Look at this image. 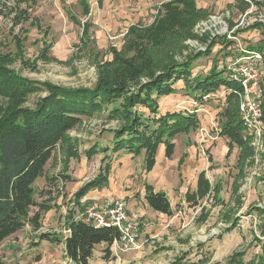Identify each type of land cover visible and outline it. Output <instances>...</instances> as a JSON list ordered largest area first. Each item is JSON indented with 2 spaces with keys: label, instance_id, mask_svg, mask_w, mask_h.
<instances>
[{
  "label": "rangeland",
  "instance_id": "374dc122",
  "mask_svg": "<svg viewBox=\"0 0 264 264\" xmlns=\"http://www.w3.org/2000/svg\"><path fill=\"white\" fill-rule=\"evenodd\" d=\"M16 1L5 0L7 7L0 15V53L11 52L18 57L11 67L24 77L40 82L67 88H93L99 80V66L113 57L111 48L123 50L129 26L152 23L160 6L170 0H88L91 5L88 16L80 0H27L21 4ZM28 4L32 5L30 19L16 23V12L27 8ZM198 7L202 12L191 28L156 49L155 58L159 62L184 61L204 52L193 63V77L207 76L217 67L222 78L237 82L233 73L239 68V57L248 55L253 45L264 46V0H201ZM71 15L83 22L88 19L93 22L85 49H81L82 28L71 20ZM217 15L221 23L212 20ZM219 39L225 42H216L211 48L213 41ZM45 43L51 45L49 60L40 58ZM162 50L168 54L164 55ZM261 53L260 100L264 108V51ZM20 55L25 63L19 59ZM142 81L147 78L143 77ZM175 87L176 94L159 99L160 111L191 112L197 115L199 125L189 134L175 137L173 157L167 158L165 145H161L156 157L158 163L147 173L144 151L139 156L127 151L113 152L114 131L123 122L112 118L110 111L120 107L122 98L83 117L81 124L68 132L69 139L54 151L45 175L34 184L36 201L50 205L51 209L64 208L63 213L59 218L54 214L58 211L48 212L49 208L43 214L39 231L26 226L5 240L0 250L1 264H72L60 239L67 234L69 220L81 207L82 199H86L85 195L79 200L81 189L97 177L104 159L112 164L110 175L117 189L140 195L144 190V174H147L148 183L169 193L174 215H164L161 219L142 215L145 241L142 250H118L115 257L112 251V256L105 259L102 246L98 245L90 264H170L184 253H189L192 260H203V264H225L236 252L243 255L241 259L245 262L261 254L264 244V119L258 133L247 128L252 155L240 161V149L235 147L226 157L222 145L228 144V138H220L219 134L224 120L221 113L230 93L238 97L237 88L231 91L230 87L221 85L200 102L184 80L176 82ZM43 94H33L28 105L34 107ZM238 103L240 110L239 97ZM135 108L149 115L147 108L139 105ZM185 153L197 158L188 168L186 163L178 168V160ZM209 165L213 169L208 177L212 187H219V192L202 199L197 206H190L185 200L187 188L196 190L198 171ZM35 210L37 207L33 208ZM237 219L239 222L232 228ZM145 227L156 228L145 235ZM41 233L57 235V241L42 240Z\"/></svg>",
  "mask_w": 264,
  "mask_h": 264
},
{
  "label": "trees",
  "instance_id": "16d2710c",
  "mask_svg": "<svg viewBox=\"0 0 264 264\" xmlns=\"http://www.w3.org/2000/svg\"><path fill=\"white\" fill-rule=\"evenodd\" d=\"M26 1L16 2L21 4ZM199 1L201 0L167 1L160 6L152 23L130 26L125 35L123 50L111 48L113 57L99 66V80L93 88H67L24 77L11 67V63L18 57L11 52L0 53V250L5 240L26 226H31L36 232L42 228L43 214L51 206L36 201L34 184L45 175L46 166L54 151L69 139L68 132L78 127L83 117L91 116L101 110L104 104L109 105L122 98L120 107L110 111L112 118L123 122L114 131L113 152L127 151L133 156H139L144 151L145 171L150 173L157 163L156 157L161 145H165V155L171 159L176 147L175 137L199 125L197 115L191 112L160 111L159 99L176 94V82L184 80L186 87L194 91V98H198L196 101L200 102L221 85L241 90L238 82L222 78L217 67L207 76L193 77V63L204 52L184 61L159 62L155 58L153 52L156 49L191 28L202 12L198 7ZM5 4V0H0V15L4 14V8L7 7ZM82 4L88 14L86 1L82 0ZM31 6L28 4L27 8L16 12V23L30 19ZM73 19L81 24L76 17ZM89 27L90 23L86 22L81 49H85L89 43ZM216 42L224 43L225 40L213 41L211 48ZM50 47L51 45L44 44L40 58L49 60ZM251 49L264 51V46L253 45ZM162 52L164 55L168 54L165 50ZM22 55L19 59L25 63ZM143 77L147 81L143 82ZM237 90L233 91L237 93ZM41 92L44 96L38 98L34 107L29 106L31 96ZM227 103L221 113L224 120L219 134L228 138L227 157L238 147L239 160L242 161L253 153L251 137L241 118L236 94L230 93ZM138 105L147 108L149 115L146 116L135 108ZM209 159L212 160L213 157L210 155ZM111 171L112 164L104 159L97 177L81 189L79 200L93 189L106 187ZM144 189L146 202L153 210L168 216L174 214L171 200L165 191L156 190L148 182L144 183ZM215 192L217 195L219 187H212L206 172L202 171L198 176L196 190L189 188L185 200L190 206H197L202 199L209 198ZM34 207L37 210L33 211ZM238 222L239 219L233 223L232 228ZM68 229L70 231L60 240L72 264H90L94 250L101 244L106 245L103 249L104 258L109 259L114 241L120 238V231L115 226L96 225L73 215ZM56 236L41 233L40 239L54 242L57 241ZM188 255L189 253L179 255L170 264H203V260H192ZM242 256L236 252L225 264H264V244L261 254L248 262L242 260Z\"/></svg>",
  "mask_w": 264,
  "mask_h": 264
},
{
  "label": "built area",
  "instance_id": "2783aa9c",
  "mask_svg": "<svg viewBox=\"0 0 264 264\" xmlns=\"http://www.w3.org/2000/svg\"><path fill=\"white\" fill-rule=\"evenodd\" d=\"M212 20L221 23L222 19L217 15L213 16ZM247 53L248 55L241 56L237 60L240 65L233 76L241 85V90L237 94L242 119L249 130L255 129L258 133L262 129L264 116V108L260 100L262 53L255 49ZM203 131L206 130L203 129ZM141 216L131 211L127 200L122 198H105L103 201L82 199L81 207L77 210V217L86 222L100 226H115L120 231V238L114 241L113 246L122 252L140 251L144 248ZM69 231V229L66 230V232Z\"/></svg>",
  "mask_w": 264,
  "mask_h": 264
},
{
  "label": "crops",
  "instance_id": "0c3cea01",
  "mask_svg": "<svg viewBox=\"0 0 264 264\" xmlns=\"http://www.w3.org/2000/svg\"><path fill=\"white\" fill-rule=\"evenodd\" d=\"M87 5H88V8H89V13L86 14L85 12V8L82 4V0H80V4L81 6L83 7V12L86 16H88L90 13H91V5L89 3L88 0H85ZM73 17H76L74 15H71L70 18L71 20L78 24L81 28H82V34H81V38L83 36V30H84V24L87 22V23H90V27H89V36H90V30L92 28V25H93V22L88 19L86 20L85 22L81 21L79 18L76 17L77 20H79L81 22V24H79L78 22H76ZM130 27V26H129ZM192 131V129H190L188 132L186 133H190ZM205 138V137H204ZM220 138H223V137H220ZM225 142V141H224ZM226 143V142H225ZM225 143H223L222 145V149L224 148V150H226V154L225 156L227 157V154L229 152V146L228 144L226 145ZM228 146V147H227ZM233 151V150H232ZM163 152V151H162ZM232 153V152H231ZM230 153V155H231ZM163 154V153H162ZM229 155V156H230ZM184 157V158H183ZM184 159V161L182 162V164L180 163L181 159ZM197 157L195 156H192V155H189L188 153H185L183 154L179 160H178V168L180 166L184 167V164L186 163L187 166L185 167H189L191 166L190 163H193V161L196 159ZM188 159V160H187ZM210 160V159H209ZM211 161V160H210ZM157 163H158V160H157ZM156 163V165H157ZM155 165V167H156ZM193 165V164H192ZM154 167V169H155ZM193 167V166H192ZM153 169V170H154ZM212 165H209L208 167H203L201 168L199 171H198V174L196 176V179H195V186L197 187V180H198V176H199V173L202 172V171H205L206 172V176L208 177V172H210V170H212ZM152 170V171H153ZM151 171V172H152ZM146 175L147 174H144V183L147 182V178H146ZM208 179L210 180V178L208 177ZM211 182V180H210ZM212 183V182H211ZM115 179H112V176L110 175L109 176V183L107 184V186L105 188H102V189H93L91 191H89L86 196L84 198H86L88 201H103L105 198H126L127 202H128V206H129V209L135 213H139L140 215H145L147 216L148 218H157V219H161L165 214L163 213H160V212H157L155 210H153L149 205L148 203L146 202V199H145V189L140 193V195H135L136 193H133L131 190H120L119 188L117 189L116 186H115ZM153 184V183H152ZM154 185V184H153ZM156 190H161V191H164L163 189H160L159 187H156ZM189 188H187V191H188ZM191 189V188H190ZM186 191V192H187ZM165 192L167 193V195L169 196V193L165 190ZM186 194V193H185ZM170 198V197H169ZM143 203H142V202ZM64 209V208H63ZM63 209H60V210H57V209H49L48 212H52V211H58V213H54L55 215L58 214V217L60 218V215L61 213H63ZM79 210V209H77ZM174 215V214H173ZM73 216H77V211H76V214L73 215ZM147 218V219H148ZM54 219V218H52ZM152 223V222H151ZM159 225H157L158 227ZM153 228H156V227H145L144 228V234H148L149 232H151L153 230ZM158 228H161V227H158ZM65 237V236H64ZM144 237V235H143ZM63 244V243H62ZM100 246H102V250L106 247L105 244H101ZM63 247H64V250H65V246L63 244ZM112 251H113V256L115 257V255L118 256V249L115 248V246L112 245L111 247ZM66 254V253H65Z\"/></svg>",
  "mask_w": 264,
  "mask_h": 264
}]
</instances>
